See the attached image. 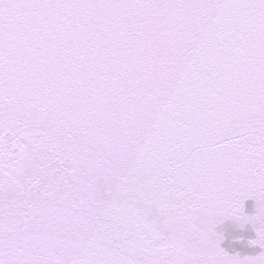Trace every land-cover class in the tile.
<instances>
[{
    "label": "snow or ice",
    "instance_id": "1",
    "mask_svg": "<svg viewBox=\"0 0 264 264\" xmlns=\"http://www.w3.org/2000/svg\"><path fill=\"white\" fill-rule=\"evenodd\" d=\"M0 264H264V0H0Z\"/></svg>",
    "mask_w": 264,
    "mask_h": 264
},
{
    "label": "water",
    "instance_id": "2",
    "mask_svg": "<svg viewBox=\"0 0 264 264\" xmlns=\"http://www.w3.org/2000/svg\"><path fill=\"white\" fill-rule=\"evenodd\" d=\"M247 208H248V211L249 212H251V211H253L254 209H253V205H252V202L251 201H249L248 202V204H247ZM249 235H251V234H249ZM229 247H231V245L229 244L228 245ZM238 250H239V246H238Z\"/></svg>",
    "mask_w": 264,
    "mask_h": 264
}]
</instances>
